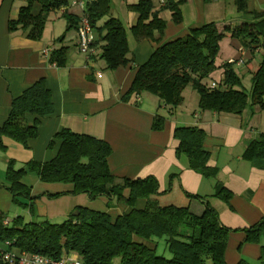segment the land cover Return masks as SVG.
I'll return each instance as SVG.
<instances>
[{
  "label": "trees",
  "instance_id": "16d2710c",
  "mask_svg": "<svg viewBox=\"0 0 264 264\" xmlns=\"http://www.w3.org/2000/svg\"><path fill=\"white\" fill-rule=\"evenodd\" d=\"M109 1H87L85 14L95 38L97 34L102 42L100 58L107 69L114 70L130 61V49L121 21L113 16L104 20L110 12ZM185 1L169 0L161 8H155L151 0L128 4L138 13L137 23L131 28L135 40L151 39L159 45L148 60L138 66L124 99L148 92L172 111L182 104L183 91L191 86L198 94L200 110L241 114L249 105L264 108V11H249V0H233L236 10L247 15V19L233 27L207 22L191 28L184 36L160 43L167 24L161 11L168 10L171 19L180 23V6ZM67 4L68 0H26L19 7L17 18L9 20V31L21 30L29 39H40L50 13ZM36 5L38 12L34 11ZM63 16L69 22L66 30L77 27L79 20L68 14ZM225 36L237 39L251 52L262 51L260 62L252 73L249 93L241 86L233 67L235 63L223 65L224 72L216 86L212 87V83L206 81L216 69L219 42ZM62 38L63 35L58 40ZM67 56L68 49L59 47L50 53L49 61L63 67ZM53 112L50 89L40 78L12 99L9 115L0 126V150L6 149L5 138L28 147V140L38 135L40 118ZM27 114L35 116L32 122L26 121ZM164 122L165 116L157 113L153 129L161 130ZM174 137L179 141L177 155H185L191 169L205 177L216 176L217 168L208 165L209 152L203 147L205 132L201 128L178 126ZM56 143V155L47 161L30 160L15 168V161L8 160L7 188L14 198H25L28 203L22 204L34 212V200L40 195H31V187L23 182L28 172H34L41 182L71 184L72 188L66 192L46 193L48 198L64 194H87L90 199L105 196L109 201L129 205L131 210L113 219L105 211L77 207L78 214H70L61 223L49 220L27 222L22 216L9 223L0 210V242L9 240L15 250L52 258H59L66 251L76 254L83 264H228L224 253L228 235L234 229L221 224L217 210L205 197L188 194L201 205L200 212L191 206L161 205L155 198L159 195V182L155 177L130 179L111 172L108 157L112 148L105 140L62 128L53 135L48 146L53 147ZM243 157L252 162L264 160V135L250 142ZM125 190H128L127 195ZM213 196L228 202L232 193L224 185L217 184ZM139 198L146 199L145 207H135ZM242 230L246 242L261 245L260 260H264V217ZM161 239L165 241L170 257L157 254V242ZM0 264H6L1 256ZM236 264L250 263L241 259Z\"/></svg>",
  "mask_w": 264,
  "mask_h": 264
},
{
  "label": "crops",
  "instance_id": "0c3cea01",
  "mask_svg": "<svg viewBox=\"0 0 264 264\" xmlns=\"http://www.w3.org/2000/svg\"><path fill=\"white\" fill-rule=\"evenodd\" d=\"M81 1L68 0L67 5L51 12L41 38L33 40L21 30L9 31L8 28L9 20L17 18L19 7L26 0H0V126L9 115L12 99L40 78L50 89L54 105L51 115L40 118L38 135L28 140V147L5 138L6 149L0 150V169L5 171L9 159L21 167L30 160L43 162L53 158L58 143L53 147L48 144L62 128L105 140L112 148L108 157L111 172L130 179L155 177L159 182V195L155 198L161 205L191 206L194 211L200 212L201 205L191 200L188 194L207 199L217 210L221 224L234 229L228 235L224 253L228 264H236L241 259L250 264H264V260H260L261 245L246 242L242 230L264 217V160L252 162L243 157L250 142L264 135V108L249 105L241 114L200 110L198 94L193 91L189 95L183 91L182 104L172 111H168L157 96L148 92L124 99L138 66L148 60L159 44L151 39L135 40L131 28L137 23L138 13L126 9L123 15L130 61L114 70L107 69L100 58L102 42L97 34L94 55L87 58L78 49L76 27L66 30L69 22L63 16L68 14L79 20L86 15L87 1ZM135 1L131 0L130 4ZM151 1L155 8H161L169 0ZM248 10L264 11V0H249ZM34 11H39L38 5ZM167 11L160 13L167 20L160 43L183 36L191 28L207 22L220 24L219 21L226 16V3L222 0L210 3L186 0L185 8L181 11L187 21L184 19L181 23H175ZM62 35L63 38L58 40ZM59 47L68 49L67 63L63 67L49 61L50 53ZM220 50L224 53L220 61L215 62L216 69L210 75L212 82H220L223 65L231 60L235 61L237 67H244L243 75L252 76L250 60L254 52L230 36L220 40ZM137 96L140 97L139 101L136 100ZM157 113L165 116L161 130L152 127ZM34 118L32 114L25 116L27 122H32ZM178 126H197L205 132L203 147L209 152L208 165L217 168L215 177L203 176L189 167L185 155H177L179 141L174 137V130ZM30 183L31 187L44 191L35 200L38 207L46 205L45 199L66 198L63 200L67 210L65 215L77 207L96 210L92 204L97 198L90 199L87 194L81 200L87 202L82 204L73 198L83 194H64L57 198L46 196V193L66 192L72 188L71 184L45 183L37 176ZM217 184L231 191L228 202L213 196ZM124 193L127 195L128 190ZM105 198V212L113 219L131 210L125 203ZM145 205V198L135 201L136 208Z\"/></svg>",
  "mask_w": 264,
  "mask_h": 264
},
{
  "label": "rangeland",
  "instance_id": "374dc122",
  "mask_svg": "<svg viewBox=\"0 0 264 264\" xmlns=\"http://www.w3.org/2000/svg\"><path fill=\"white\" fill-rule=\"evenodd\" d=\"M130 1L131 0H110L109 1L110 12L104 18V20L107 19L109 16H113V17L119 19L121 21V23L123 24V26L125 27L126 22H125L123 14L127 10L133 11L128 7V4H130ZM222 1L223 2L225 1V3H226V16L223 17V21H219L220 24H223L225 22L226 24H229V25L232 24L235 26L236 24L239 23V21H243V20L247 19V15L239 13L236 10V7L234 5L233 0H222ZM185 4H186V1L184 3H182L180 8L184 9ZM181 14H182V11H181ZM167 15H171V13L169 11H167ZM187 17H188V13H187ZM184 19H185V21H187L186 15L185 16L182 15L181 22ZM60 22L62 23V20ZM228 38H229V36H228ZM223 53L224 52H222L221 50L219 51L218 55L216 56L215 62L218 63L220 61V57L223 55ZM261 53H262L261 50H256L253 53V59L250 60V63H252L251 67H250L251 71H252L251 73H253V71L257 67L258 63L260 62ZM233 67H234L237 75L240 77L242 88L246 92L249 93L251 91V85H252L251 78H252V76L251 75H243L242 69L244 67H237L236 65H233ZM211 80H213V79L210 77L206 81L211 83L212 82ZM184 91H186L185 93H187L188 95H189L190 91H193V93H197L191 86H188L186 88V90H184ZM14 167L19 168L20 165L16 164V162H15ZM6 168H7V166H6ZM6 168H5L4 172L0 169V209L5 216L6 222L11 223L15 217L22 216L24 218V220L27 222L49 220L52 223H61L65 219H67L70 214H72L75 211V209H74L73 211H71V213L69 215L64 214V212H66L67 210H65L63 200H65L66 198H62L60 200L45 199L43 201H45L44 203L46 205L45 206L41 205L40 207H38L35 204V200L38 199L39 197L34 200V207H35L34 212L31 211L30 207L28 205L22 204V203H28V201L25 198H23L22 196H17L16 198H14L12 193L8 190L7 186L9 183H8V180L6 179ZM33 177H36V174L34 172H28L23 177V182H25L27 185L30 186V185H32V183H30V182H31V180H33ZM31 190H32L31 195L36 194L37 196H39L42 192H44L42 189L39 190L38 188L33 187V186L31 187ZM73 199L77 200L80 204H82L83 202H87V201L81 202L82 199H85L84 194L81 196H77L76 198H73ZM105 199H106L105 197H103V198L97 197L95 202L92 204L93 208H96V210H99V211H105L106 210V207L104 205ZM48 217H50V219ZM157 254L163 255L166 257H170V253L167 249V245L163 239L158 240V242H157ZM258 264H261V263L259 262Z\"/></svg>",
  "mask_w": 264,
  "mask_h": 264
},
{
  "label": "built area",
  "instance_id": "2783aa9c",
  "mask_svg": "<svg viewBox=\"0 0 264 264\" xmlns=\"http://www.w3.org/2000/svg\"><path fill=\"white\" fill-rule=\"evenodd\" d=\"M84 1L92 0L81 2ZM76 31L79 51L90 58L95 52V35L86 15L80 17ZM45 53L48 54L49 51L46 50ZM228 63H235V61L231 60ZM211 86H216V83L212 82ZM136 100L139 101L140 97L137 96ZM12 243L9 240L0 242V256L6 264H83L82 260L73 253L63 251L59 258H52L40 253L15 250Z\"/></svg>",
  "mask_w": 264,
  "mask_h": 264
},
{
  "label": "water",
  "instance_id": "95a60500",
  "mask_svg": "<svg viewBox=\"0 0 264 264\" xmlns=\"http://www.w3.org/2000/svg\"><path fill=\"white\" fill-rule=\"evenodd\" d=\"M72 214H73V215H77V214H78V211L75 210Z\"/></svg>",
  "mask_w": 264,
  "mask_h": 264
}]
</instances>
